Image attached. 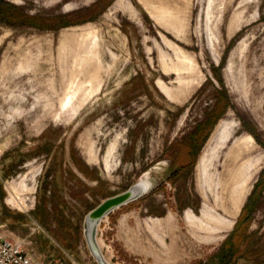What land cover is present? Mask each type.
Returning <instances> with one entry per match:
<instances>
[{
	"label": "rangeland",
	"instance_id": "rangeland-1",
	"mask_svg": "<svg viewBox=\"0 0 264 264\" xmlns=\"http://www.w3.org/2000/svg\"><path fill=\"white\" fill-rule=\"evenodd\" d=\"M2 1L19 12L0 13V232L48 264H100L86 215L149 174L97 227L107 262L221 264L260 183L229 264H264V0ZM229 132L256 150L225 181Z\"/></svg>",
	"mask_w": 264,
	"mask_h": 264
},
{
	"label": "trees",
	"instance_id": "trees-1",
	"mask_svg": "<svg viewBox=\"0 0 264 264\" xmlns=\"http://www.w3.org/2000/svg\"><path fill=\"white\" fill-rule=\"evenodd\" d=\"M15 12H19L18 11V7L6 2V1H2L0 0V13L1 15H6L7 14H15ZM80 12V11H78ZM77 12V13H78ZM22 16H25V18H34V19H39V16L36 17H28L25 14L22 13ZM65 15L62 16H57L55 17L57 20H61ZM33 20V19H32ZM65 24H71L73 23L72 21H64ZM34 24V23H33ZM220 98L225 100V104L222 107V109L220 110L219 113H217L215 115V120L211 122L212 126L216 119L219 117V115H221L225 109L231 104V100L230 97L227 93V91L225 89H222L220 91ZM260 183H257L255 185V189L253 190V192L250 194V196L248 197V200L246 202V204L244 205L241 214L235 224V227L232 231V233L225 239V241L223 242L221 249L218 252V257L220 260L221 264H229L232 263L233 259L235 257H237V255L239 254V250L241 245L244 242V239L249 235V228L251 226L252 223V219H253V211L255 210L257 203L259 201V198L262 196V190H258Z\"/></svg>",
	"mask_w": 264,
	"mask_h": 264
},
{
	"label": "water",
	"instance_id": "water-1",
	"mask_svg": "<svg viewBox=\"0 0 264 264\" xmlns=\"http://www.w3.org/2000/svg\"><path fill=\"white\" fill-rule=\"evenodd\" d=\"M138 181L131 185L125 191L115 194L113 196L107 197L96 207L91 209L85 217V234L89 244V247L99 261L100 264H109L105 259L99 244L97 242L96 234L97 227L101 220L107 216L109 213L114 211L116 208H119L133 200L138 199L143 196L147 191L148 187L144 188Z\"/></svg>",
	"mask_w": 264,
	"mask_h": 264
},
{
	"label": "bare ground",
	"instance_id": "bare-ground-1",
	"mask_svg": "<svg viewBox=\"0 0 264 264\" xmlns=\"http://www.w3.org/2000/svg\"><path fill=\"white\" fill-rule=\"evenodd\" d=\"M68 104L69 105L73 104L72 100H69ZM234 132L226 133V135L224 136L225 141L228 144L229 143L232 144L230 154H228V160L225 162V165H224L225 171L223 172V175L226 177L225 181H227L228 178L231 176L232 172H234L237 164L241 161L243 156L250 154V153H253L256 150L255 145H254L255 140L252 136H249L248 139H245L243 137L234 136V134H233ZM233 140H234V142L232 143ZM138 181L141 182L140 184L144 188L148 187V191L153 187V181L151 180L149 174L141 176ZM244 192H245V190L242 189L241 192L238 194V200H237V209L238 210H240V204H241V200L244 196ZM196 229H200V227L195 223V230Z\"/></svg>",
	"mask_w": 264,
	"mask_h": 264
},
{
	"label": "built area",
	"instance_id": "built-area-1",
	"mask_svg": "<svg viewBox=\"0 0 264 264\" xmlns=\"http://www.w3.org/2000/svg\"><path fill=\"white\" fill-rule=\"evenodd\" d=\"M0 264H48L37 260L18 241L0 232Z\"/></svg>",
	"mask_w": 264,
	"mask_h": 264
}]
</instances>
